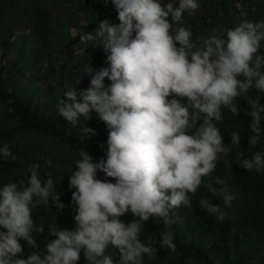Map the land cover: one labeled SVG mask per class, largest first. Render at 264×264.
Segmentation results:
<instances>
[{
    "label": "clouds",
    "instance_id": "1",
    "mask_svg": "<svg viewBox=\"0 0 264 264\" xmlns=\"http://www.w3.org/2000/svg\"><path fill=\"white\" fill-rule=\"evenodd\" d=\"M112 3L120 23L102 21L75 46L82 52L102 49L107 66L90 65L89 87L65 90L67 101L57 104L70 123L98 113L109 130L106 158L94 162L84 148L76 154L72 164L78 170L69 177V188L76 190V227L49 225L48 235L56 239L46 241L43 250L34 233L45 228L36 226L33 209L65 208L54 194L52 174L42 178L40 165L33 163L19 182L0 185V264H80L82 251L86 264H145V257L156 256L157 244L176 251L172 226L183 223L176 209H193L189 194L206 189L227 208L236 199L228 181L213 173L221 155L229 156L233 145L240 148L242 136L232 131L226 146L217 124L225 112L239 115L238 98L253 87L264 94V20H244L222 34L193 39L190 28L173 25L198 10L200 0ZM262 98L248 101L253 148L264 138ZM83 135L85 140L95 132L85 127ZM9 157L15 159L10 146L0 145V158ZM236 157L249 173L264 172V150L249 159L238 151ZM98 172L115 183L98 179ZM205 177L211 181L205 183ZM198 207L219 222L227 216L207 198H200ZM129 212L138 219L125 223L121 217ZM155 218L167 231L158 240L142 241L143 226ZM21 241L31 249L27 254Z\"/></svg>",
    "mask_w": 264,
    "mask_h": 264
},
{
    "label": "trees",
    "instance_id": "2",
    "mask_svg": "<svg viewBox=\"0 0 264 264\" xmlns=\"http://www.w3.org/2000/svg\"><path fill=\"white\" fill-rule=\"evenodd\" d=\"M200 4L206 12L200 11V15L182 25L191 29L193 39L213 34L214 26L220 23L222 33L235 27L240 11L248 12L245 20H264V4L258 0H200ZM117 17L112 0H0V145L8 144L15 156V159L0 158V185L19 182L30 165L38 163L42 178L52 174L54 194L61 196L60 201L65 205L62 211L43 205L33 209L36 226L45 228L44 233H34L41 250L46 241L56 239L48 235L49 225L69 230L76 227V213L72 210V194L76 190L69 188V177L78 170L72 164L76 154L84 148L94 162L105 157L109 130L98 113L93 111L90 118L81 117L70 123L57 112V104L61 98L67 101L62 97L65 90L81 91L89 87L86 71L90 65L94 69L107 66L102 49L89 48L82 52L75 47L79 36L94 32L104 20L118 25ZM243 21L239 19L240 23ZM41 68L44 75H37ZM80 74L82 83L78 84ZM110 83L105 80L106 85ZM257 95L264 97L254 87L250 89V93L238 98L239 115L225 112L224 119L217 124L226 146H231L232 131L242 136L240 148L233 145L229 156L221 155L213 173L228 181L230 191L236 195L232 206L225 207L222 200L203 188L189 194L193 209H176L183 223L172 226L176 251L162 249L157 244L156 256L151 260L145 257V264H250L264 250V172L249 173L235 162L238 151L249 159L253 152L264 150V138L254 148L248 140L252 122L248 101ZM260 102L264 104V98ZM85 127L95 135L84 140ZM35 141L37 145L49 144L54 150L40 151L33 147ZM48 160L52 161L51 167ZM97 178L115 183L104 173L98 172ZM210 181L211 177L204 178L205 183ZM200 198L221 205L227 213L225 220L216 221L199 208ZM121 219L131 223L138 218L129 212ZM165 231L163 222L155 218L143 226L140 239L158 240ZM21 243L26 254L31 251L25 242ZM243 246L247 247L245 251ZM115 258L118 260L119 255ZM80 264H86L83 251Z\"/></svg>",
    "mask_w": 264,
    "mask_h": 264
},
{
    "label": "rangeland",
    "instance_id": "3",
    "mask_svg": "<svg viewBox=\"0 0 264 264\" xmlns=\"http://www.w3.org/2000/svg\"><path fill=\"white\" fill-rule=\"evenodd\" d=\"M258 1H260L261 2V4L263 3L264 4V0H258ZM176 5V4H175ZM174 5V6H175ZM239 5V4H238ZM237 5V6H238ZM175 7H178V3H177V6H175ZM257 7V6H256ZM200 11L201 12H206V11H203V8L201 9V7L198 9V10H196L194 13H192V14H189V13H185L184 14V16H183V18L181 19V21L179 22V25H176V27L177 26H181V25H183L184 23H186V21H188L189 19H191V18H193V16H197V15H200ZM248 17V12H246V11H240V14L238 15V20H237V22H239V19H241V21H243V20H245L246 18ZM237 22L235 21V24L237 25ZM240 23V22H239ZM222 25H221V23L220 24H218V25H216V26H214V28H213V32L215 33V34H222ZM74 48V50L76 49L75 47H73ZM43 72H44V70L41 68L40 69V72H38L37 73V75H39V74H41V75H44L43 74ZM41 78L43 79V77L41 76ZM78 80H77V82H78V84H81L82 82H81V79H82V75L80 74L79 76H78V78H77ZM38 82V81H37ZM39 82H41V81H39ZM71 86H72V84H69V88H71ZM44 89V88H43ZM60 92V91H59ZM57 95H61L60 93L58 94V93H56ZM33 141V140H32ZM36 142L37 141H35L34 142V144H33V147H35L36 146V148L37 149H40V151H46V150H54V148L52 147V148H50L49 147V144H41V142L40 143H38V145L36 144ZM57 152V151H56ZM245 248H247V247H242V249H243V251H245Z\"/></svg>",
    "mask_w": 264,
    "mask_h": 264
},
{
    "label": "water",
    "instance_id": "4",
    "mask_svg": "<svg viewBox=\"0 0 264 264\" xmlns=\"http://www.w3.org/2000/svg\"><path fill=\"white\" fill-rule=\"evenodd\" d=\"M250 264H264V250Z\"/></svg>",
    "mask_w": 264,
    "mask_h": 264
},
{
    "label": "built area",
    "instance_id": "5",
    "mask_svg": "<svg viewBox=\"0 0 264 264\" xmlns=\"http://www.w3.org/2000/svg\"><path fill=\"white\" fill-rule=\"evenodd\" d=\"M177 3H178V2H177ZM175 6H177V4H176ZM175 6H174V7H175Z\"/></svg>",
    "mask_w": 264,
    "mask_h": 264
}]
</instances>
